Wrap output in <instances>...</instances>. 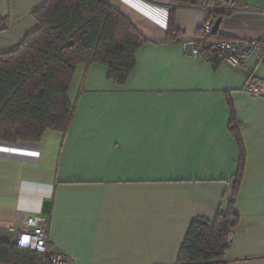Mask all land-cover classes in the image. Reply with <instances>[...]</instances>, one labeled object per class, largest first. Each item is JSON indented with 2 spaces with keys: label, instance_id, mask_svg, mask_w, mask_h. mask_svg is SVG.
I'll return each instance as SVG.
<instances>
[{
  "label": "crops",
  "instance_id": "crops-1",
  "mask_svg": "<svg viewBox=\"0 0 264 264\" xmlns=\"http://www.w3.org/2000/svg\"><path fill=\"white\" fill-rule=\"evenodd\" d=\"M46 1L0 0V54L37 29L33 13ZM114 8L147 41L122 85L103 64L76 67L66 133L0 141V241L13 243L10 227L44 217L48 250L70 264H177L194 220L233 213L226 264H264V96L244 89L264 83V63L214 64L184 48L215 12L223 13L217 39H264V0L226 9L116 0ZM170 10L178 35L165 42Z\"/></svg>",
  "mask_w": 264,
  "mask_h": 264
},
{
  "label": "trees",
  "instance_id": "trees-1",
  "mask_svg": "<svg viewBox=\"0 0 264 264\" xmlns=\"http://www.w3.org/2000/svg\"><path fill=\"white\" fill-rule=\"evenodd\" d=\"M226 9L231 0H170ZM223 13L215 12L214 19ZM37 29L13 51L0 54V141H39L47 129L66 133L73 113L68 90L80 64L100 63L108 78L122 85L134 67L135 54L147 41L108 0H47L33 13ZM178 35L169 11L165 42ZM216 40L217 34L214 36ZM225 40V39H221ZM219 54L203 49L200 56ZM238 124L230 130L239 142ZM240 164L242 161L240 160ZM241 172L234 180L236 194ZM238 222L233 213L213 221L194 220L182 243L177 264H226V241ZM0 264H50L48 254L0 241Z\"/></svg>",
  "mask_w": 264,
  "mask_h": 264
},
{
  "label": "built area",
  "instance_id": "built-area-1",
  "mask_svg": "<svg viewBox=\"0 0 264 264\" xmlns=\"http://www.w3.org/2000/svg\"><path fill=\"white\" fill-rule=\"evenodd\" d=\"M116 0H108V3L115 7ZM212 24L205 21L201 27L202 35L193 38L184 44L186 54L199 57L203 49L215 50L221 60L234 67L247 64L255 60L258 64L264 63V39H225L216 40L211 34ZM244 89L255 97L264 96V83L260 81H247ZM15 234L14 244L19 247L48 254L50 264H70L67 255L56 251L48 250L49 224L44 217H28L20 224L10 227ZM232 233L228 234L226 245L231 242Z\"/></svg>",
  "mask_w": 264,
  "mask_h": 264
},
{
  "label": "water",
  "instance_id": "water-1",
  "mask_svg": "<svg viewBox=\"0 0 264 264\" xmlns=\"http://www.w3.org/2000/svg\"><path fill=\"white\" fill-rule=\"evenodd\" d=\"M221 21V17H218L217 19H215V21L213 22L212 26H211V34L213 36H215L217 34L218 28H219V24Z\"/></svg>",
  "mask_w": 264,
  "mask_h": 264
}]
</instances>
